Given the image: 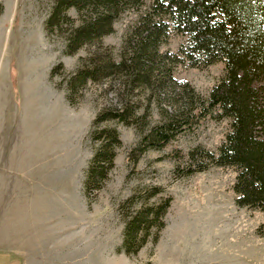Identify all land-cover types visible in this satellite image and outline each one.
I'll return each mask as SVG.
<instances>
[{
    "label": "rangeland",
    "instance_id": "374dc122",
    "mask_svg": "<svg viewBox=\"0 0 264 264\" xmlns=\"http://www.w3.org/2000/svg\"><path fill=\"white\" fill-rule=\"evenodd\" d=\"M151 2L123 11L111 33L68 54L66 35L77 11L49 35L44 22L53 0H0V247L17 253L21 246L24 264H264V211L237 205L234 170L183 174L190 151H217L228 120L203 119L162 148L149 146L134 161L128 156L185 108L191 92L184 84L207 99L223 62L203 69L175 65V81L156 71L162 85L156 77L151 85L124 83L127 74L116 72L67 99V79L79 64L94 55L120 61L124 41ZM182 40L170 33L159 51L176 52ZM121 107L127 124L94 125L100 112ZM105 126L117 130L121 144L101 188L86 195V170L99 144L91 136ZM166 197L171 202L158 240L126 254L123 216ZM20 235L24 241L17 242Z\"/></svg>",
    "mask_w": 264,
    "mask_h": 264
},
{
    "label": "trees",
    "instance_id": "16d2710c",
    "mask_svg": "<svg viewBox=\"0 0 264 264\" xmlns=\"http://www.w3.org/2000/svg\"><path fill=\"white\" fill-rule=\"evenodd\" d=\"M142 4L143 0H53L45 31L50 35L70 23L69 11H77L79 20L69 26L66 35L65 52L71 54L111 33L123 11L139 9ZM170 33L183 40L176 52L161 53L159 46ZM216 62H223L224 73L208 98L202 99L184 84L191 92L186 93L185 108L143 137L128 156L134 161L149 146L162 148L177 133L203 119L228 120V131L217 151L201 147L190 151V165L183 174L213 166L232 168L237 205L264 211V0H152L124 41L120 61L100 60L94 55L89 62L79 64L67 79V99L72 101L77 88L116 72L127 74L124 83L151 85L156 79L162 85L161 74L175 81V65L203 69ZM156 71L160 74L155 75ZM124 112L122 107L103 110L94 125L108 119L127 124ZM91 139L99 144L86 170V195L91 188H101L113 167L115 149L121 144L113 127L95 131ZM170 202L171 197H166L123 216L122 247L126 254H136L150 238L158 240ZM259 234L264 235V224Z\"/></svg>",
    "mask_w": 264,
    "mask_h": 264
},
{
    "label": "crops",
    "instance_id": "0c3cea01",
    "mask_svg": "<svg viewBox=\"0 0 264 264\" xmlns=\"http://www.w3.org/2000/svg\"><path fill=\"white\" fill-rule=\"evenodd\" d=\"M38 210V208H37ZM19 240L17 242H21L24 241V237L22 235H20V237L18 238ZM20 248V250L18 249ZM16 251H18L17 253H11L9 252V250L4 249L0 247V264H24L23 261V253L21 251V249H23L21 246L18 247ZM12 251V250H10ZM26 253V252H25Z\"/></svg>",
    "mask_w": 264,
    "mask_h": 264
}]
</instances>
